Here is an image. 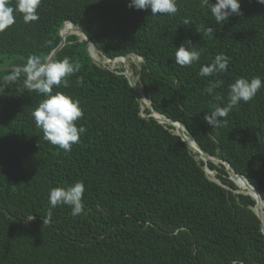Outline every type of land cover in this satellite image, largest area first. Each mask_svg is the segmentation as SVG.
<instances>
[{
    "label": "trees",
    "instance_id": "1",
    "mask_svg": "<svg viewBox=\"0 0 264 264\" xmlns=\"http://www.w3.org/2000/svg\"><path fill=\"white\" fill-rule=\"evenodd\" d=\"M239 2L242 15L217 24L201 0H177L175 16L129 8L130 0H42L38 22L25 24L16 13L15 25L0 34V68L25 67L32 55L48 58L70 21L107 59L141 57L135 75L154 109L181 122L205 154L228 162L264 199V86L220 127L205 120L212 104L227 105L237 79L264 82V4ZM210 27L214 38L203 35ZM187 41L200 60L180 67L175 52ZM217 55L229 58L227 71L201 77ZM65 58L81 70L53 94L80 101L77 127L87 130L71 153L45 142L36 128L31 113L44 97L23 87L24 72H0V264H264L255 201L236 193L224 166L209 164L226 188L208 179L204 162L172 126L143 119L122 66H96L75 35L53 62ZM13 72L19 82L5 85ZM215 81L223 85L208 95ZM78 182L85 185L83 214L59 206L43 227L50 191Z\"/></svg>",
    "mask_w": 264,
    "mask_h": 264
},
{
    "label": "clouds",
    "instance_id": "2",
    "mask_svg": "<svg viewBox=\"0 0 264 264\" xmlns=\"http://www.w3.org/2000/svg\"><path fill=\"white\" fill-rule=\"evenodd\" d=\"M258 3L264 4V0H257ZM42 0H16L15 7L9 6L11 0H0V34L12 28L15 23V14L19 13L23 17L25 24H31L39 21L38 10ZM202 8H209L217 24H224L229 17L240 16L241 4L239 0H217L213 5L210 0H201ZM129 8L136 10H151L152 16L168 15L175 16L180 9L177 6V0H130ZM191 23L189 19L183 20V25L188 26ZM201 34V30L197 28ZM210 38H214V31L210 27L203 33ZM188 45L189 47H185ZM191 41L175 52V64L180 67H191L200 60L201 53L190 50ZM229 58L225 55H217L210 66L201 68L199 75L201 77H212L227 71ZM81 70V65L72 63L68 58L62 61H51L46 57L32 55L27 58L26 65L23 69L24 79L23 87L27 92H35L37 95L44 97L36 109L31 113L35 121V126L43 133V140L54 147H58L64 152L71 153L74 145L80 142L81 135L86 133V128L77 127V123L83 119L84 112L80 107V101L63 92L56 91L57 88H68L69 77L75 75ZM5 85L16 84L20 80V74L13 72L3 78ZM77 83H81L80 80ZM223 81L210 83L205 92L208 95H214L217 88L222 87ZM264 86L260 78H253L250 82L247 79H237L229 86L228 103L221 107L219 103L211 105V113L205 116L207 123L213 129L221 126V121H226L229 113L238 108L241 102L247 104L251 102ZM5 89L0 88V93ZM216 101H221L222 97L215 95ZM85 185L76 183L74 186L65 188H54L49 194L50 208L43 219V227L51 223L52 209L59 206H68L72 209V215H82L84 211L83 196ZM34 217L32 218V220ZM264 234V233H262Z\"/></svg>",
    "mask_w": 264,
    "mask_h": 264
},
{
    "label": "water",
    "instance_id": "3",
    "mask_svg": "<svg viewBox=\"0 0 264 264\" xmlns=\"http://www.w3.org/2000/svg\"><path fill=\"white\" fill-rule=\"evenodd\" d=\"M65 27H68V32L63 33V30ZM69 35H75L79 37L80 41L86 42V50L91 58V61L93 64L99 67L103 68H108L111 71H115L117 69H120L121 67H114L111 66L110 64L112 62H115L117 60H124L122 64V69L123 72L121 73L129 82L130 87L133 89L135 98L137 102L140 104V116L145 119L149 120L150 118L154 119L157 123L161 125H167V126H172L174 128L173 133L180 137V139L186 144L188 149L193 153L196 154L199 160L204 162V173L208 177L209 180L217 183L218 185L226 188L219 180L216 178L212 179L210 176H216L217 171H213L210 169L209 164L212 163L213 165L217 167L224 166V169L226 173L229 175V179L234 182V184L238 187V191L236 193H241V194H246L249 195L253 198L255 201V206L252 208L253 212L256 214L258 219L260 220L261 223V232L264 233V199L261 197L257 189L252 185V183L248 180L247 177H245L242 174L237 173L232 166L223 160H220L216 157H213L211 155L205 154L196 144V142L193 140L192 136L189 134L187 129L182 125L181 122L178 121H173L171 119H168L164 115L158 113L154 107L152 101L145 95L144 93V86L141 82H138L142 90L139 93L136 86V77H135V72L131 69V58L132 57H137L135 55H129V56H119L114 59H107L105 56L102 55V53L96 48V46L92 43L90 40L89 36L84 32L83 28L77 27L70 21H66L63 23V26L59 30V37L61 38V42L59 46L51 52L49 55L48 59L51 61H54V58L56 55L61 51V49L65 46L66 44V39ZM94 53H98L99 58H95ZM141 59V57H138ZM24 67L22 66H5L0 68V72L2 71H9V70H20L23 71ZM145 103V104H143ZM150 111V115H146L145 110ZM191 139V140H190ZM191 142L195 144V146L191 145ZM197 158V159H198ZM235 177L239 178L242 183V188H244L245 191H240V186L239 184L235 181ZM264 235V234H263Z\"/></svg>",
    "mask_w": 264,
    "mask_h": 264
},
{
    "label": "bare ground",
    "instance_id": "4",
    "mask_svg": "<svg viewBox=\"0 0 264 264\" xmlns=\"http://www.w3.org/2000/svg\"><path fill=\"white\" fill-rule=\"evenodd\" d=\"M68 32V27H65L64 28V30H63V33H67ZM94 56H95V58H99L98 57V53H94ZM123 61L124 60H117V61H115V62H112L110 65L111 66H114V67H120V66H122V64H123ZM135 81H136V84H137V86H136V88H137V90H138V92L140 93L141 92V90H142V87H141V85L137 82V80L135 79ZM143 104H145V103H143ZM191 140V139H190ZM191 145H193V146H195V144L193 143V142H191ZM198 158V157H197ZM196 158V159H197ZM199 159V158H198ZM235 181L239 184V186L241 187L240 188V191H245L244 190V188H242V183H241V180L239 179V178H236L235 177Z\"/></svg>",
    "mask_w": 264,
    "mask_h": 264
},
{
    "label": "rangeland",
    "instance_id": "5",
    "mask_svg": "<svg viewBox=\"0 0 264 264\" xmlns=\"http://www.w3.org/2000/svg\"><path fill=\"white\" fill-rule=\"evenodd\" d=\"M131 61V65H135V67L134 68H132L131 67V69L135 72V74L137 73V71L140 69V64H141V59L140 58H138V57H132L131 59H130ZM121 67V66H120ZM135 77H136V75H135ZM136 80H137V82H139L138 81V77H136ZM212 179H214L215 178V175L212 177V176H210Z\"/></svg>",
    "mask_w": 264,
    "mask_h": 264
}]
</instances>
